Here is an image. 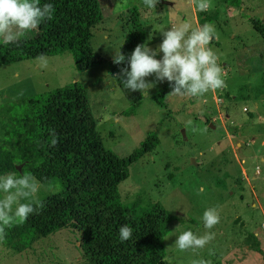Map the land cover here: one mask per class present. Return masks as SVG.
<instances>
[{
	"label": "rangeland",
	"instance_id": "rangeland-1",
	"mask_svg": "<svg viewBox=\"0 0 264 264\" xmlns=\"http://www.w3.org/2000/svg\"><path fill=\"white\" fill-rule=\"evenodd\" d=\"M229 1L210 0L209 10L200 12L195 0H160L152 9L143 0H103V20L91 39L96 59L90 70L80 72L70 51L0 68V107L78 83L105 149L127 157L147 137L157 139L153 151L130 167L119 194L126 206L159 203L168 211L166 264H264V41L253 28L255 21L264 24V0ZM134 8L146 44L154 50L163 40L161 31L186 21L193 27L209 24L202 21L203 13L213 18L209 47L225 86L196 97L169 95V82H157L153 74L145 78L156 83L148 95L127 90L121 78L127 60L116 64L114 55H131L124 42ZM35 30L20 40L33 37ZM38 184L33 203L59 191L53 179ZM209 207L221 217L212 229L202 219ZM187 230L201 236L212 232L214 239L202 249L181 251L174 242ZM79 241L71 229L20 251L0 241V264H84Z\"/></svg>",
	"mask_w": 264,
	"mask_h": 264
},
{
	"label": "trees",
	"instance_id": "trees-1",
	"mask_svg": "<svg viewBox=\"0 0 264 264\" xmlns=\"http://www.w3.org/2000/svg\"><path fill=\"white\" fill-rule=\"evenodd\" d=\"M44 3L53 5V18L40 24L31 38L0 44V68L70 51L80 72L90 70L96 59L91 39L103 20V0H40ZM228 3L238 5L239 0ZM202 17L206 23L214 21L206 13ZM253 28L264 41V24L255 21ZM140 44H146V34L134 8L124 51L132 53ZM54 136L57 144L52 146ZM156 144L149 136L127 157L105 149L78 83L0 107V175L28 174L40 184L53 179L59 186L57 193L34 203L43 204L38 213L7 228L2 242L20 251L71 229L80 235L84 264H166L168 211L159 203L126 206L119 194L130 167ZM124 224L133 235L121 242L119 228Z\"/></svg>",
	"mask_w": 264,
	"mask_h": 264
},
{
	"label": "clouds",
	"instance_id": "clouds-1",
	"mask_svg": "<svg viewBox=\"0 0 264 264\" xmlns=\"http://www.w3.org/2000/svg\"><path fill=\"white\" fill-rule=\"evenodd\" d=\"M160 0H143L145 7L156 8ZM200 12H206L211 7L210 0H195ZM121 5L118 3L116 7ZM54 7L51 3L40 4V0H0V38L4 44L17 43L20 38L38 28L46 20L53 18ZM163 40L157 49L147 44L137 45L129 57L121 52L115 53L114 63L121 64L127 60L128 67L121 69L123 85L132 92L149 94L156 87L155 82L145 78L155 75V81L167 80L172 88L169 95L202 96L209 91H215L225 86L222 68L217 63L216 53L209 47L214 38L213 25L204 24L193 27L190 22H183L178 27L173 25L169 30L161 31ZM163 53L162 59L156 57ZM38 61H45L43 54ZM130 68V70H129ZM107 75V74H106ZM52 146L57 139H52ZM39 190V184L34 176L23 174L16 176L8 173L0 175V241L6 236V229L14 222L23 223L31 215L38 213L43 204H34L31 198ZM28 202L22 203L21 200ZM203 223L206 229H212L220 220L216 207H209L203 213ZM133 229L121 225L119 237L121 242L132 238ZM214 239V233L207 232L197 235L191 230L180 233L174 246L181 251L204 248ZM198 264H207L201 260Z\"/></svg>",
	"mask_w": 264,
	"mask_h": 264
},
{
	"label": "water",
	"instance_id": "water-1",
	"mask_svg": "<svg viewBox=\"0 0 264 264\" xmlns=\"http://www.w3.org/2000/svg\"><path fill=\"white\" fill-rule=\"evenodd\" d=\"M21 166H18L17 169L20 170Z\"/></svg>",
	"mask_w": 264,
	"mask_h": 264
}]
</instances>
